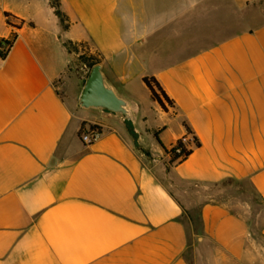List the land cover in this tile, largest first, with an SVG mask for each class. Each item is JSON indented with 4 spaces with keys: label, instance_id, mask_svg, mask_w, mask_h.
Listing matches in <instances>:
<instances>
[{
    "label": "crops",
    "instance_id": "crops-1",
    "mask_svg": "<svg viewBox=\"0 0 264 264\" xmlns=\"http://www.w3.org/2000/svg\"><path fill=\"white\" fill-rule=\"evenodd\" d=\"M60 10L67 29L50 0H0V264H264V0ZM69 42L135 104L132 125L78 108Z\"/></svg>",
    "mask_w": 264,
    "mask_h": 264
},
{
    "label": "water",
    "instance_id": "water-1",
    "mask_svg": "<svg viewBox=\"0 0 264 264\" xmlns=\"http://www.w3.org/2000/svg\"><path fill=\"white\" fill-rule=\"evenodd\" d=\"M78 108L94 113L109 114L130 125L135 121V104L118 94L105 76L100 64L89 71L78 101Z\"/></svg>",
    "mask_w": 264,
    "mask_h": 264
},
{
    "label": "trees",
    "instance_id": "trees-1",
    "mask_svg": "<svg viewBox=\"0 0 264 264\" xmlns=\"http://www.w3.org/2000/svg\"><path fill=\"white\" fill-rule=\"evenodd\" d=\"M50 2H51L52 7L55 10L56 16L59 18L63 26V29H67L69 24H68L67 18L60 10V0H50ZM65 46L68 48L69 51H72L73 49L77 51V49L70 42L66 43ZM98 64H99L98 59L92 58V62L89 67L93 68L94 66ZM143 82L146 85V87L149 89V91L151 92L152 99L155 102H157L163 110H166V106H165L166 103L168 105H172V101L167 97L165 92L162 90V88L160 87V85L154 78H144ZM195 143L197 146L199 145L196 140H195ZM178 148L180 150L179 153H176L175 148L170 151V153L173 155V158L175 160L181 159V158L186 159L187 157L190 156L191 151H187L186 148L180 142H178Z\"/></svg>",
    "mask_w": 264,
    "mask_h": 264
},
{
    "label": "rangeland",
    "instance_id": "rangeland-1",
    "mask_svg": "<svg viewBox=\"0 0 264 264\" xmlns=\"http://www.w3.org/2000/svg\"><path fill=\"white\" fill-rule=\"evenodd\" d=\"M77 53H80L81 55H79V57L76 59V66L73 67V71L75 75L80 79V84H83V82H85L86 78L88 77L89 71L92 69L89 67L92 62V58H95V57L90 56L87 53H84L82 50H77ZM199 229H200V226L198 225V221H195L194 230L197 233L196 252L202 253V248H201L202 240L201 239L198 240L200 236ZM261 245L264 246V244H261ZM197 256H199V254ZM200 256L203 257L202 254Z\"/></svg>",
    "mask_w": 264,
    "mask_h": 264
},
{
    "label": "built area",
    "instance_id": "built-area-1",
    "mask_svg": "<svg viewBox=\"0 0 264 264\" xmlns=\"http://www.w3.org/2000/svg\"><path fill=\"white\" fill-rule=\"evenodd\" d=\"M10 49V44L0 38V61L5 58L7 52ZM102 137V130L99 126H93L88 130L84 131L80 138L85 145H93L98 142ZM180 143L185 147L186 139L180 141ZM176 153H179L178 144L175 147Z\"/></svg>",
    "mask_w": 264,
    "mask_h": 264
}]
</instances>
